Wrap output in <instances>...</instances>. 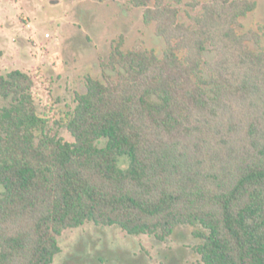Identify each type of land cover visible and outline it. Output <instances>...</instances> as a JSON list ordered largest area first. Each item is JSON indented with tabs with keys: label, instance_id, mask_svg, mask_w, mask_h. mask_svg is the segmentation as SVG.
<instances>
[{
	"label": "trees",
	"instance_id": "1",
	"mask_svg": "<svg viewBox=\"0 0 264 264\" xmlns=\"http://www.w3.org/2000/svg\"><path fill=\"white\" fill-rule=\"evenodd\" d=\"M131 3L167 50L120 36L76 94L73 142L38 112L33 75L0 77V264H53L58 237L87 222L160 241L200 227L203 264H264V50L248 45L264 26L238 31L257 1L207 0L191 24L166 0Z\"/></svg>",
	"mask_w": 264,
	"mask_h": 264
},
{
	"label": "rangeland",
	"instance_id": "2",
	"mask_svg": "<svg viewBox=\"0 0 264 264\" xmlns=\"http://www.w3.org/2000/svg\"><path fill=\"white\" fill-rule=\"evenodd\" d=\"M255 1V11L241 19V34L264 26V0ZM206 2L166 0L179 9V22L186 24ZM120 36L125 51L145 47L162 58L168 47L157 35L156 23L146 24L144 10L131 0H0V77L14 70L33 75L41 93L38 112L48 117L53 135L73 142L64 124L74 112L76 94L86 93L88 77L103 80L101 62L108 60ZM248 45L253 51L264 50V38ZM204 58L212 62L215 53L207 51ZM109 73L118 76V71ZM9 104L1 100L0 111ZM97 145L104 147L106 140ZM127 165L128 159L121 157L120 168ZM195 231L204 232L200 227L178 226L160 241L87 222L58 237L61 251L53 264H203L196 251L202 240Z\"/></svg>",
	"mask_w": 264,
	"mask_h": 264
},
{
	"label": "built area",
	"instance_id": "3",
	"mask_svg": "<svg viewBox=\"0 0 264 264\" xmlns=\"http://www.w3.org/2000/svg\"><path fill=\"white\" fill-rule=\"evenodd\" d=\"M45 38H50V35H49V34H46V35H45Z\"/></svg>",
	"mask_w": 264,
	"mask_h": 264
}]
</instances>
